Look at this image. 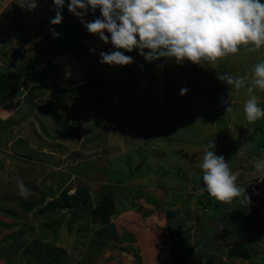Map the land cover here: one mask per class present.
I'll return each instance as SVG.
<instances>
[{
  "label": "rangeland",
  "instance_id": "rangeland-1",
  "mask_svg": "<svg viewBox=\"0 0 264 264\" xmlns=\"http://www.w3.org/2000/svg\"><path fill=\"white\" fill-rule=\"evenodd\" d=\"M5 3L0 37L12 35L7 25L20 18L18 25L24 24L16 26L21 37L10 43V57L0 53V65L19 74L29 88L19 87L0 104L4 129L14 136L0 146V264H166L160 253L170 241L162 231L174 227L165 224L163 210L177 204L181 209L194 196L206 198V212L215 211L206 217L215 224L222 255L214 264L235 258L232 246L246 253L264 234V181L251 177L257 160L264 158V117L249 122L244 113L252 97L264 109V89L249 90L264 46L248 51L254 46L242 45L214 62L185 60L180 66L173 60L148 62L138 51L116 49L84 28L80 50L58 52L50 23L54 0H38L32 11L18 0H2L0 9ZM43 6L47 11L41 14ZM61 13L63 21L81 23L69 11ZM100 16L97 9L85 19ZM117 50L134 63H100V52ZM217 73L242 78L241 87L220 81ZM31 87L36 88L33 97L27 92ZM211 140L236 183L247 187L250 205L221 201L212 211L214 197L201 191L203 172L197 166ZM17 177L30 193L27 198L19 194ZM246 180L258 181L248 186ZM172 187L176 192L169 200ZM75 193L90 206L66 209ZM106 197L112 203L108 221L95 222L93 211ZM231 221L240 230L233 231ZM185 229L189 234L196 227ZM241 258L235 264H264V256L255 252Z\"/></svg>",
  "mask_w": 264,
  "mask_h": 264
},
{
  "label": "clouds",
  "instance_id": "clouds-1",
  "mask_svg": "<svg viewBox=\"0 0 264 264\" xmlns=\"http://www.w3.org/2000/svg\"><path fill=\"white\" fill-rule=\"evenodd\" d=\"M65 3L66 0H54L56 15L50 20L52 25L62 22L61 10ZM18 4L32 11L38 7V0H18ZM67 8L90 34H98L105 44L111 43L114 48L127 52L136 50L148 62L165 59L180 66L185 60L203 64L237 53L242 45L254 46L248 51L264 46V3L261 0H70ZM97 9L100 17L92 21L85 19L89 11L94 14ZM52 34L60 35L54 30ZM100 57V63L110 66L134 63L132 56L119 50L102 51ZM217 78L229 86L241 87L242 78L228 73H217ZM255 87L264 89V60L254 66L249 90ZM186 92L187 89H181L180 94ZM228 111H231L230 106ZM244 113L249 122L264 117V109L258 106L256 97L245 102ZM204 147L203 158L197 164L203 172L201 191L218 201L238 199L241 206L250 205L247 188L236 183L237 176L228 162L216 155L215 143L211 140ZM253 172L259 181H264V158L257 160ZM14 179L19 194L27 198L30 193L23 180ZM253 194L259 193L254 190Z\"/></svg>",
  "mask_w": 264,
  "mask_h": 264
},
{
  "label": "crops",
  "instance_id": "crops-1",
  "mask_svg": "<svg viewBox=\"0 0 264 264\" xmlns=\"http://www.w3.org/2000/svg\"><path fill=\"white\" fill-rule=\"evenodd\" d=\"M0 1L2 3V0H0ZM44 4H45V2H44ZM6 6H8V5H6V3H5L4 7H2L0 9V18L2 17L3 10ZM45 11H47V10L43 6L41 14L44 13ZM61 12H63V10ZM20 19L16 22V24L13 23V24H9L6 26L8 28V33L12 34L11 36L4 35V37L2 38V35H1V37H0V53L3 54V57H5L4 56L5 54H8L10 57V53H11L10 51L12 49L10 43H12L14 41V39H16V35H17L16 26L19 24ZM21 20H23V19H21ZM41 21H43V19H41ZM33 22L35 23V19ZM23 24L24 23H22L18 26H22ZM0 29H1V27H0ZM4 120H5V124L4 125L0 124V146H1L2 142L8 145L12 142V139H14V136L11 133H8L7 129H4L7 119H5V117H2L1 113H0V123L3 122ZM12 127L13 126L10 125V131L12 130ZM263 155H264V153H263ZM45 158L46 157L43 155L42 160L45 161L46 160ZM251 177L254 178L255 175H251ZM246 181H248L246 183H248V186H249L251 184L257 183L258 180L255 182H251L250 180H246ZM245 186H246V184H245ZM174 189L175 188L172 187L168 192V193H170L169 200L173 198V193L176 192V191H174ZM183 191L188 192V189L187 190L184 189V190H182V192ZM186 194H183L182 196H184ZM193 198L195 200L192 199L191 202H188L185 205H183V207L181 209H177L179 206L178 204L174 205V206L171 205L172 207L171 206L166 207L167 205L165 206V209L163 210V212L166 213V216L164 218L165 224L166 225L169 224L171 227H174V229H172L170 227L171 228L170 231H168L169 229L168 230L165 229L164 231H162L163 237L167 238V240L170 241V245L166 244L168 250L167 251L164 250L160 253L161 258L164 260V261H162V259H161L160 262H165L166 264H192L195 261H199L198 262L199 264H209V263L214 264L215 259L218 258V256L222 257L221 251L218 248V246H220V245L218 244V242L216 241V238L214 237L216 234L215 224L213 222L210 223V221L206 220V217L212 218V215L215 212L213 210L217 209V207L214 203L213 204L214 207L212 209L213 213L211 211H209V209L206 212L204 209H207V207L203 204L204 202H206L205 201L206 198L205 197H196V196H194ZM260 199H261V197H260ZM260 199H259V201H260ZM195 202H198L196 204H200V205L195 207ZM231 202H232V206L237 203L238 208H242V206L238 203V199H234ZM228 208H229V206H228ZM182 214H185V217H181ZM207 221L210 224L209 225L210 227H208V228H207V226H205V225H207L206 224ZM203 223H204V225H203ZM187 224H189L190 226H192V225L195 226L196 230L195 231L192 230V233L188 234V232H186V229H185ZM229 225L235 226L233 231L240 230V227L239 226L237 227V223H235L233 221H231L229 223ZM198 226H200V227L198 228ZM253 229H255V228H253ZM256 230H259V229L256 228ZM168 232H170V234ZM218 232L220 233V231H218ZM231 232L232 231H230V230L228 231V233H230V234H231ZM244 232H245V230H244ZM261 232H263L262 229H261ZM251 233H253V232H251ZM240 235H243V234H239L237 236V238H239ZM263 237H264V234L260 233L258 236H256L257 239L253 238L254 239L253 242L250 244V246L248 245L249 247H247L251 251L257 253L258 257L264 256V238ZM177 240L179 241V244L177 243L179 246L178 248L173 247ZM236 240L238 242V239H236ZM175 252L178 255H176ZM164 253H165V255H164ZM162 255H163V257H162ZM251 257H253V256H251ZM183 259H185L187 261L183 262ZM204 259H206L207 263L204 262ZM236 259L242 260L241 257H236V258L232 259L233 261L229 260V262H225V264H233V263L235 264ZM246 259H248V258H246Z\"/></svg>",
  "mask_w": 264,
  "mask_h": 264
},
{
  "label": "trees",
  "instance_id": "trees-1",
  "mask_svg": "<svg viewBox=\"0 0 264 264\" xmlns=\"http://www.w3.org/2000/svg\"><path fill=\"white\" fill-rule=\"evenodd\" d=\"M70 2V0H66L65 7L62 9L63 12H67V3ZM262 3H264V0H261ZM53 30L56 33H59L60 35L58 37H54V41L56 42V48L58 52H63L67 50L68 52H76L80 50L83 46V29L85 28L84 25L81 26V23H78L76 21H63L59 25H53ZM17 33V30H16ZM21 35H16V37H20ZM91 83V82H90ZM92 85V83H91ZM21 77L16 72L8 69L7 67L0 65V104L3 102V98L9 97L12 93H15L19 87H21ZM33 89H36L34 87H31L29 91H27L30 95H34ZM65 89H61V93H63ZM10 94V95H9ZM10 104V103H9ZM81 190H79V193ZM215 205L220 204L221 201H218L214 198ZM204 205L206 202L203 203ZM86 204V201L83 199L82 196L75 193L71 200H67L66 202V209L68 210H80L83 209ZM112 205L111 200L109 197H106L105 199H101L99 203V207L93 211L94 217L92 218L95 222L100 223H106L108 221V218L111 214V207ZM90 206V205H89ZM236 245V243H234ZM232 249H229L230 257H244V258H250L253 256V252L250 249H246V253L244 251H240V247L232 246ZM245 248V247H244ZM60 255L61 257H64ZM67 255V254H66ZM59 260V259H56Z\"/></svg>",
  "mask_w": 264,
  "mask_h": 264
},
{
  "label": "water",
  "instance_id": "water-1",
  "mask_svg": "<svg viewBox=\"0 0 264 264\" xmlns=\"http://www.w3.org/2000/svg\"><path fill=\"white\" fill-rule=\"evenodd\" d=\"M21 85H22L23 89L28 90L29 84L26 81L22 80Z\"/></svg>",
  "mask_w": 264,
  "mask_h": 264
}]
</instances>
